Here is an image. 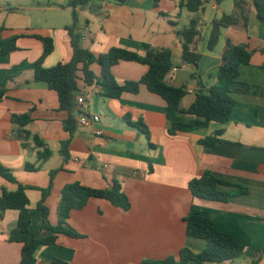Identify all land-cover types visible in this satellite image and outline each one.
Returning <instances> with one entry per match:
<instances>
[{
	"label": "crops",
	"instance_id": "obj_1",
	"mask_svg": "<svg viewBox=\"0 0 264 264\" xmlns=\"http://www.w3.org/2000/svg\"><path fill=\"white\" fill-rule=\"evenodd\" d=\"M70 1L36 0L34 5L32 0H0L2 38L20 36L16 50L6 55L0 52V86L6 89L0 100V165L11 171L17 183L39 188H45L50 171L59 168L44 202L51 224L57 223L60 191L72 182L104 189L116 180L122 185L130 208L123 210L103 198H89L82 209L72 210L68 218V224L81 236L60 234L56 244L40 246L35 252L36 264H50L54 259L66 264H140L169 255L177 257L183 247L200 253L206 241L188 236L185 230V218L192 211L211 218L219 230L239 244L264 250V22L258 20L252 1L242 0L247 26L240 21L222 28L212 51L207 49L211 27L204 32L202 24L206 19L197 15L206 12L205 6L202 12L190 13L179 10L177 0H94V9L90 4L73 8L68 6ZM213 1L211 8L217 13L210 24L225 13ZM73 12L81 46L95 56L111 48L143 54V43L170 49L172 69L164 81L187 89L180 102L182 109L192 104L199 90L203 92L214 84L225 40L245 45L251 59L240 65L238 77L230 84L235 104L229 120L170 135L166 103L145 85H140L136 93L104 98L98 95L95 85H86L82 80L72 111L59 110L56 92L43 82L33 81L32 70L17 72L12 68L41 56L42 43L33 35L49 37L53 42L43 67L68 61L72 48L66 27L72 24ZM193 17L200 19V33L190 44V50L200 54L197 66L183 61L178 35ZM89 69L100 77L97 63ZM146 71V65L133 61H120L111 68L119 84L137 81ZM81 95L85 99L82 105L77 103ZM25 112L32 116L25 128L52 152L36 171H27L24 166L37 162L38 148L30 138L23 147L10 120L11 114ZM82 114L96 115L99 120L83 125L79 122ZM69 115L75 120L71 134L63 128ZM139 120L146 125L149 138L131 125ZM216 130H222L218 143L213 147L200 144L201 139ZM67 139V160L63 161L60 144ZM205 171L245 187L246 193L226 202L194 197L189 181ZM2 188L13 191L17 184L0 176V193ZM219 189L236 192L239 187ZM26 195L29 203L24 210L0 212V264H18L20 260L21 245L8 237L21 213L29 220L32 231L40 229L41 212L36 206L40 191L28 189ZM250 261L242 256L229 262L204 264ZM256 264H264V256Z\"/></svg>",
	"mask_w": 264,
	"mask_h": 264
},
{
	"label": "trees",
	"instance_id": "obj_2",
	"mask_svg": "<svg viewBox=\"0 0 264 264\" xmlns=\"http://www.w3.org/2000/svg\"><path fill=\"white\" fill-rule=\"evenodd\" d=\"M94 0H72L68 6L76 8L92 4ZM121 1V0H119ZM223 0H215L220 4ZM256 16L259 21L264 22V0H251ZM206 0H177L179 10L185 9L190 13L203 11ZM234 9L230 13H222L220 17L214 18L211 22V29L207 39V49L212 51L218 43L221 29L237 25L243 21L247 26L246 15L244 14L242 0H233ZM198 17L189 20L186 27L178 31L181 38L182 59L184 62L198 64L200 54L190 50V44L199 35ZM70 38L72 54L68 61L57 63L55 66L45 68L42 66L44 59L52 52L53 42L49 37L33 35L42 43L41 56L34 62H22L12 69L14 71L32 70L33 81L43 82L47 87L56 92L59 110L71 112L75 107V95L79 92L78 83L82 80L86 85H95L97 93L104 98H118L123 93H136L140 85L159 95L166 103V117L169 122L168 134L174 135L177 132H191L207 127L211 122L225 123L229 120L235 101L230 95V84L238 77L240 65L249 63L251 52L245 45L233 44L229 39L225 40L222 62L218 68L216 79L213 85L205 88L203 92L196 93L195 99L187 109L180 107L181 99L187 94L185 87H173L165 83L164 78L172 69L171 51L168 48L155 47L147 43L141 45L143 54L125 48H111L102 55L95 56L84 49L80 43V33L77 29V16L72 13V24L66 27ZM0 28V52L6 55L17 49L19 35L9 38H2ZM120 61H133L146 65L147 71L137 81H126L123 84L117 83L111 68ZM92 63L100 66V77H96L89 69ZM194 78L197 75H193ZM198 78V77H197ZM6 95V89L0 86V100ZM11 123L16 126L17 136L22 139V146L26 147V141L30 138L37 151V162L26 163L24 168L27 171H36L42 163L49 159L52 152L46 148L45 143L36 134H32L25 127L31 123L30 112L11 114ZM146 138L149 132L141 120L131 123ZM63 128L71 134L75 129V120L69 115L63 121ZM222 130H216L211 135L200 140V144L213 147L220 141ZM69 140L60 144V154L63 161L67 160L65 152ZM59 169V168H58ZM54 169L49 173V183L45 188L26 186L16 182L10 170L0 165V176L9 183L17 184V188L9 191L1 189L0 212L6 210L22 211L29 203L26 190L33 189L40 191V199L37 202V209L41 212V224L38 231L30 229L29 220L24 214H20L16 226L9 233V241L21 245L20 260L18 264H36L35 252L40 246L56 244L60 234L69 237H80L69 224L70 212L74 209H82L89 198H103L115 206L128 210L130 201L123 191L120 182L114 180L104 189H96L84 186L79 182H72L64 185L60 191L57 205V223L51 224L48 218V208L44 202L52 187L54 175L58 171ZM219 186H237L236 192H225ZM188 188L194 197L226 202L231 197L246 193L243 186L233 184L219 179L209 171L189 181ZM186 234L191 237L200 238L206 241L205 249L200 253H193L190 249L183 247L179 250L177 257L169 255L161 260H144L140 264H204L205 262H229L242 256L250 258V264H256L264 250L246 247L236 242L230 235L219 230L214 221L196 212H190L185 218ZM50 264H66L54 259Z\"/></svg>",
	"mask_w": 264,
	"mask_h": 264
},
{
	"label": "rangeland",
	"instance_id": "obj_3",
	"mask_svg": "<svg viewBox=\"0 0 264 264\" xmlns=\"http://www.w3.org/2000/svg\"><path fill=\"white\" fill-rule=\"evenodd\" d=\"M32 1H34L33 4L36 5V0H32ZM38 1H40V3H43L45 0H38ZM213 2H214L213 0H208L204 4L206 12L203 15L201 13L197 14L201 19L202 18L206 19L205 21H203V24H202V28H203L204 32H207V30L210 29V27H211L210 21L213 17H215V14L217 13V11L215 9L211 8ZM219 7L222 9L223 12L229 13V11H231V9L233 7V0H223L220 3ZM187 25H188V23L186 22L185 26H187ZM204 25H206V27H204Z\"/></svg>",
	"mask_w": 264,
	"mask_h": 264
},
{
	"label": "built area",
	"instance_id": "obj_4",
	"mask_svg": "<svg viewBox=\"0 0 264 264\" xmlns=\"http://www.w3.org/2000/svg\"><path fill=\"white\" fill-rule=\"evenodd\" d=\"M77 103L81 105L85 103V99L82 95L78 97ZM98 120H99V117L96 115L87 116L86 114H82L79 117V122L83 125H89L91 123L97 122Z\"/></svg>",
	"mask_w": 264,
	"mask_h": 264
},
{
	"label": "water",
	"instance_id": "obj_5",
	"mask_svg": "<svg viewBox=\"0 0 264 264\" xmlns=\"http://www.w3.org/2000/svg\"><path fill=\"white\" fill-rule=\"evenodd\" d=\"M195 66H197V64H195ZM198 92H199V93H201V92H202V90H199Z\"/></svg>",
	"mask_w": 264,
	"mask_h": 264
}]
</instances>
